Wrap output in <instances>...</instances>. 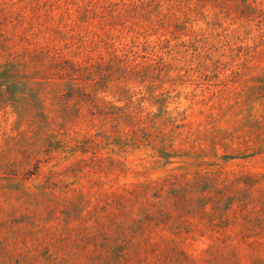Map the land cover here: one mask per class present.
<instances>
[{
  "label": "rangeland",
  "instance_id": "rangeland-1",
  "mask_svg": "<svg viewBox=\"0 0 264 264\" xmlns=\"http://www.w3.org/2000/svg\"><path fill=\"white\" fill-rule=\"evenodd\" d=\"M0 264H264V0H0Z\"/></svg>",
  "mask_w": 264,
  "mask_h": 264
}]
</instances>
